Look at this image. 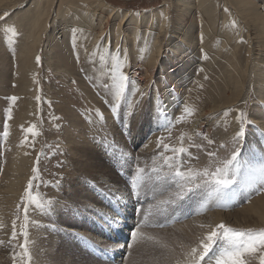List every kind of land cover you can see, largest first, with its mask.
<instances>
[{
	"label": "rangeland",
	"instance_id": "374dc122",
	"mask_svg": "<svg viewBox=\"0 0 264 264\" xmlns=\"http://www.w3.org/2000/svg\"><path fill=\"white\" fill-rule=\"evenodd\" d=\"M31 1L19 0L15 6L9 5L0 10V194L4 193L7 186L9 171L23 167L24 176L27 177L22 194L14 201L12 211L8 214L5 227V233H8L6 236L0 235V240L4 241L0 244L2 264H176L177 260L185 259L184 254L191 247L197 246L198 240L210 231V227L221 222L239 229L264 228V220H259L256 215L245 221L239 218L242 216L240 210L264 195V191L257 192L246 183L230 206L209 205L203 210L196 203L189 202L170 207L164 215L149 216L146 221L148 226L138 229L143 235L138 234L136 241L131 233L137 230L136 226L143 219L144 211L149 204L167 198L168 193L157 195L155 200L151 194L148 197L141 196L138 201L130 194L128 184L134 171H129L126 161L118 160L121 153H130L133 169L137 162L146 169L159 167L162 164L161 153L173 155L170 151L165 152V144L187 150L184 154H176L177 162L184 168H203L211 162L208 152L215 153L217 159H223L235 147L241 148L245 158H256L257 154L264 153V102L258 98L259 89L264 88H257L251 81L253 76H247L248 90L244 87L241 96L237 97L241 93V86L236 83V71L232 73L227 68L228 63L223 57L209 63L208 55L201 53L202 42L199 38V41L194 39V46L200 49L198 55L190 54L191 57L186 61V53L173 57L178 54L173 52L177 32L159 33L162 55L158 57L159 64L153 65L150 68L153 72L148 75L147 67H141L142 50L137 53V50L129 49L128 54L123 56L122 45L120 47L119 43L114 46L113 33L110 34L107 28L106 33L109 32L110 38L106 39L103 47L95 44L85 51L81 49L77 30L58 16L54 21H49L41 38L36 55L40 60L37 62L35 58L33 61L36 66L35 82L33 79L28 80L30 93L26 94L21 89L23 79L19 78L22 74L19 50L25 41L23 33L15 27L13 16H22ZM114 1L122 4H107L126 12L145 11L165 3L171 8L175 3V0ZM169 15L172 20L174 17ZM130 20L129 24L127 21L122 23L124 33L120 36L132 37L131 29L137 25V20L131 17ZM113 21L110 18L108 23L111 30L117 23ZM144 27L140 26V31ZM236 28L235 34L241 31L242 26ZM246 29L238 38L242 51L237 60L242 62V68L248 67V72H251L256 55L249 49ZM135 34L138 35L139 31ZM127 39L126 46L129 48L131 39ZM224 53L222 50L221 55L224 56ZM116 61H119L128 76L118 109L119 115H113L111 111L112 104L116 102L117 87L109 68ZM201 61L207 63L208 67L202 66ZM137 88L143 92L142 99L136 93ZM12 97L16 99L12 100ZM233 98L238 100L232 101ZM214 100L219 105L232 102L212 113L218 119L212 132H199L196 126L198 118ZM128 101L134 104L139 101V105L134 109L129 108ZM97 109L103 115V120ZM161 109L166 110V115L163 119H157L156 113ZM237 110L245 113L248 121L240 144L234 139L240 127L236 119ZM205 119H201L200 123ZM5 123L7 136L4 135ZM30 128L31 132L28 131ZM181 134L184 135L183 141L180 140ZM158 139H161L159 146ZM208 140L213 143L208 144ZM222 144L224 147H221ZM16 154L25 157L29 163H22L18 159L12 164L11 160ZM137 157L138 161L135 159ZM33 168L38 171L34 173ZM33 176L36 179L33 180L30 196L44 205L43 210L30 202L29 193L25 191ZM57 182L60 187L53 186ZM250 183L258 184L255 174ZM48 200L58 201L52 211L48 210ZM92 204L98 207V213L90 209ZM25 205L27 222L24 218ZM117 207L119 216L114 211ZM216 211L233 214H228V218L214 224L210 218ZM104 213L118 219L121 227L110 229L102 215ZM191 220H196L199 230L189 224ZM13 221L17 232L15 239H11ZM118 229L120 234L115 236L114 232ZM23 230L29 233L31 261L22 255L20 245L24 243ZM72 233L78 235L73 236ZM122 233L126 238H121ZM79 236L98 247L89 246ZM148 236L154 239L149 240ZM135 241L141 242L139 247H135ZM61 244L63 248H60ZM157 245L170 246L171 254L153 252L152 248ZM253 264H259L258 260H254Z\"/></svg>",
	"mask_w": 264,
	"mask_h": 264
},
{
	"label": "bare ground",
	"instance_id": "6f19581e",
	"mask_svg": "<svg viewBox=\"0 0 264 264\" xmlns=\"http://www.w3.org/2000/svg\"><path fill=\"white\" fill-rule=\"evenodd\" d=\"M18 2L19 0H0V10L9 5L15 6ZM107 3L110 5L115 4L113 2H108V0H32L22 16H13V19L16 21L15 27L23 33L22 38L25 41V43L20 45L19 50L22 62L20 69L22 74L19 77L23 79L22 91L26 92V94H28V92L30 93L28 80L33 79V82H35L36 74L34 70L36 66L33 64V61L39 52L41 38L49 26V21H54L58 16L62 21L64 20L67 24L73 25V29L75 28V30H77V34L80 35L78 40L82 46L81 49L85 51L93 48L95 44H100L99 46L103 47L104 42L109 37V32L110 34L111 32L113 33V36H111L114 46H118L119 43L120 47L122 45L123 56L128 54L129 49H135L137 53L142 50L144 53L141 56L142 60L140 59L142 61L141 67H147V71L150 73L148 75L152 74L153 71H150V68L157 63L159 64L158 57L162 55L161 50L163 46L159 40V33L170 32L174 34L177 32L175 35V42L173 43L176 48L173 52H178V54L173 55V57L178 56L180 53H186L184 55V57H187L184 60L186 61L191 57L189 56L190 54L194 53L193 56L198 55L197 51L200 49L194 46V39L198 40L199 38L202 42L201 49L203 52L201 53H203V55H208L207 61H209V63L211 60L213 62L216 60L215 62H217L223 57L228 63L227 68L232 73L236 71L237 78H235V80L236 83L241 86V93L237 95V97L241 96L244 87H249L246 86V78L248 75L253 76L254 79H251V81H254L257 88H264V67H262L264 65V0H175L171 8L168 3H165L161 7L132 12L123 11L117 6L111 7ZM169 14L174 17L172 20H170ZM130 17L137 20L135 22L137 25L133 26L131 29L133 32L131 33L132 37H130V35L120 36L124 33L122 31V23L127 21V24H129L131 22ZM110 18H113V20L117 22L116 25L112 27L114 28L112 30L110 26L108 27ZM140 20H142V23H139ZM144 25L145 27L140 31L139 27ZM238 25L242 26V28L240 32L235 34ZM106 29L109 31L108 33H106ZM176 29L177 31H175ZM245 29L248 30L246 36L249 38V49H252L254 55H256L255 65L251 67V72L249 71L251 74L248 72L249 68H242V62L237 60L242 51V46L240 45L241 40L238 38ZM136 31H139L138 35L135 34ZM104 34H106V36L102 37ZM201 34L203 35V40H201ZM128 37L131 39L130 41L132 44L129 48L126 46ZM189 43H191L190 47L188 46ZM195 43H197L196 40ZM177 46H179L178 49ZM222 50L225 51L223 54L224 56L221 55ZM201 64L202 66L208 67L207 63L201 61ZM258 81H261V83H258ZM231 87L232 86H230V88ZM247 90L248 88L246 91ZM177 92L181 91L177 90ZM25 97H27V95ZM258 98L264 102V89H259ZM236 99L238 100V98H233L231 100L233 101ZM232 101L226 103L222 102L223 104L221 105L216 101L214 103L208 102L210 105H208L205 112L200 114L201 117L198 118L196 126L199 132L206 130L209 133L212 132L214 126L218 122V119H215L212 113H215L219 108H223V105L230 104ZM205 117L208 119H205ZM201 119L205 120L200 123ZM12 155H14V153ZM18 159H20L22 163H29L22 155L13 157L11 163L14 164L18 162ZM24 174L25 170L23 167H20L16 171H9L8 173V178L6 180L7 186L3 190L4 193L0 194V232H2L0 235L6 236L8 233H5L7 230L5 229V227L7 228V217L9 219L8 214L12 211L14 201H17L24 190L23 184L27 179ZM93 206L92 204L90 209L98 213V207ZM228 214L233 213L223 214L222 212L216 211L215 215H213L210 220L216 224L219 220L221 221L222 219L228 218ZM239 214L242 215L239 217L242 221L247 220L253 215H256L259 220L263 221L264 195L254 199L248 207L244 208L242 211L240 210ZM189 224L198 230L200 229L196 224V220H191ZM117 227H121V224ZM114 233L115 236H118L117 234H120L119 229ZM123 234L124 233H122L123 237L121 238L124 239L126 235ZM110 235L114 236L111 233ZM140 243L141 242L138 241L135 247H139ZM120 244L122 245V243ZM63 247L64 245L62 246L61 244L60 248ZM152 250L156 253L166 252L171 254L172 252L168 245H157L153 247ZM0 264H2L1 260Z\"/></svg>",
	"mask_w": 264,
	"mask_h": 264
},
{
	"label": "snow or ice",
	"instance_id": "6c2138e0",
	"mask_svg": "<svg viewBox=\"0 0 264 264\" xmlns=\"http://www.w3.org/2000/svg\"><path fill=\"white\" fill-rule=\"evenodd\" d=\"M235 23V22H233ZM14 31V29H13ZM74 31V30H73ZM201 40L203 35L201 34ZM39 62L40 57H36ZM77 59L79 57L77 56ZM103 60V57H101ZM115 60V58H114ZM112 73L113 82L116 84L117 91L115 93V103L111 106L113 115H119L120 101L123 97L126 82L128 76L123 72L122 66L119 61H116L110 68ZM107 88L108 85L105 84ZM143 98V92L140 89H136ZM15 100L16 97H12ZM139 101L135 104L133 101H128L129 108L138 107ZM96 112L100 115V119L104 117L99 113V109ZM166 115V110L161 109L157 111V119H163ZM236 119L240 122L239 131L235 133V141L240 144L245 136V113L237 110ZM171 121L168 122L171 125ZM159 126V125H158ZM4 135L7 136V124L4 125ZM29 132L32 129H28ZM206 138V137H205ZM184 135L181 134L180 140L183 141ZM212 140H208V144H212ZM161 144V139L157 140V145ZM200 148L202 145H195ZM165 152H172L173 155H165L161 153L162 164L159 167H153L146 169L141 167L137 162L135 168H132L133 157L130 153H121L118 160L121 162L126 161L129 165V171H134V175H131L128 184L130 194L135 196L139 201L141 196L148 197L151 194L153 200L157 195H164L168 193L167 198L156 201L155 204H149L148 209L143 213V219H141L136 229L131 235L133 239L137 235H143L138 232V229L146 225V221L149 216L164 215L167 213L170 207H179L189 202L196 203L199 209L206 210L209 205L215 206H230L236 200L240 189L247 183L248 187L259 191H264V153L257 154L256 158L249 159L242 155L240 147H235L230 155L223 159H217L216 154L208 152L207 155L211 158V162L203 168H184L182 164L177 162V153L184 154L187 150L184 147L174 148L167 144L163 145ZM221 147H224L222 144ZM137 161L139 158H135ZM166 169V170H165ZM38 171L37 168H33V172ZM253 174L258 177L257 183H250L253 180ZM36 177L33 176L29 180L28 188L25 190L29 193L30 202L35 203V206L40 209H44V205L36 198L30 196V189L33 186V180ZM54 187H60L59 182ZM55 203L58 201L48 200V210L54 209ZM19 207V206H18ZM64 207H68L65 205ZM71 210V209H69ZM117 215H120L119 208H114ZM140 211V210H138ZM191 214V213H189ZM108 222V227L111 229L114 226H119L120 221L111 217L109 214H102ZM25 221L27 222V205H25ZM163 227V225H152ZM201 227H205L201 225ZM210 227V226H209ZM24 236V243L20 245L23 250V257H26L31 261L32 257L29 252V233L26 230L22 231ZM73 236L78 234L72 233ZM17 232L15 229V221H13V231L11 239H15ZM80 240H84L86 244L92 247H98L94 245L92 241L87 240L83 236H79ZM147 239L153 240L154 237L148 236ZM4 241L0 240V244ZM132 247L131 244L128 245ZM183 261L177 260L176 264H253L254 260H258L259 264H264V228L260 229H239L228 226L223 222L217 224L215 227H210V231L204 234L195 247H191L185 254Z\"/></svg>",
	"mask_w": 264,
	"mask_h": 264
},
{
	"label": "trees",
	"instance_id": "16d2710c",
	"mask_svg": "<svg viewBox=\"0 0 264 264\" xmlns=\"http://www.w3.org/2000/svg\"><path fill=\"white\" fill-rule=\"evenodd\" d=\"M111 2H113V3H115V4H117V5H121L122 3H120V2H118V1H114V0H111ZM123 7H125V6H123Z\"/></svg>",
	"mask_w": 264,
	"mask_h": 264
}]
</instances>
